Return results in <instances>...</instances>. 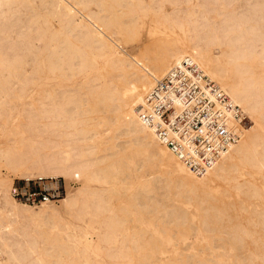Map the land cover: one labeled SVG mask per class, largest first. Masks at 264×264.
Instances as JSON below:
<instances>
[{"label":"bare ground","instance_id":"bare-ground-1","mask_svg":"<svg viewBox=\"0 0 264 264\" xmlns=\"http://www.w3.org/2000/svg\"><path fill=\"white\" fill-rule=\"evenodd\" d=\"M156 32L166 39L145 44ZM135 39L141 47L131 52L127 44ZM185 56L250 120L201 175L137 116L144 94ZM94 116L102 119L87 128L85 119ZM115 126L125 128L128 148L112 143L101 154L90 141L101 127ZM1 137L0 264H125L133 252L163 254L168 231L180 233L188 217L180 205L155 199L149 173L169 182L177 197H196L197 185L218 178L248 186L231 174L242 168L264 174V0H0ZM10 173L80 185L57 200L59 207L32 206L11 196ZM71 217L79 223L63 222ZM128 217L139 230L126 233ZM57 229L72 255L64 263L40 248L58 242Z\"/></svg>","mask_w":264,"mask_h":264},{"label":"rangeland","instance_id":"rangeland-1","mask_svg":"<svg viewBox=\"0 0 264 264\" xmlns=\"http://www.w3.org/2000/svg\"><path fill=\"white\" fill-rule=\"evenodd\" d=\"M165 33L171 35L168 37L169 39L176 37V33L170 30L166 29ZM159 34V32L153 33L150 39L147 38L144 41L145 44H150L151 40L156 38L166 39V36ZM131 41L127 44L128 50L137 52L141 47V40ZM101 119V117L91 120L86 118L84 122L87 128H92V125ZM100 131V134L93 135L90 142L99 143L98 150L102 152L101 154L110 153L107 148L112 143L117 146L118 150H127V143L130 139L125 135L124 127L115 126L111 130L101 127ZM3 140L1 137L0 141ZM161 168L165 169L166 167L162 166ZM0 172L5 173L2 169ZM146 174H148L147 170ZM231 174H235L236 179L247 181L250 184L237 188L236 183L229 186V180L227 182L218 178L205 185H194L197 187L196 189L193 187L195 189H193L194 194L196 195L198 192L196 197L188 196L185 193L177 197L179 192L173 187H169V182L159 179L158 175L149 173L148 178L151 185L157 188L155 199L164 200L167 205H180L186 213L188 221L178 229L180 233L174 232L175 229L168 231L167 239L163 243V254H160V252L152 253L150 250L143 253L133 252L129 254L130 261H124L123 263L165 264L178 258L181 264H264V174L259 173L250 176L247 175L245 168L238 170V173ZM9 178L11 180L19 179L17 175L12 173L9 174ZM57 178L63 183L64 187V192L58 200L67 191L80 185V182L76 179ZM209 185L211 186L209 187ZM212 185H214V189ZM206 191H210L211 196H214L213 198L218 197L221 199H208L204 195ZM112 202L119 209L116 199ZM51 204L56 205V207L60 206L58 201H53ZM117 215L120 217V213H117ZM84 218L88 221L87 216ZM67 221L73 224L79 223L74 217L63 222ZM134 227H136V230L140 229L139 224L131 220L130 217L126 218L124 224V228L127 229L126 233ZM53 231L55 235L61 233V236L57 238L58 242L41 243L40 248L48 250L55 261L67 262L72 255L67 251L65 235L59 229ZM166 235H164L165 238ZM145 256L151 257V260H142L141 258ZM93 261L94 259H89L87 264H92Z\"/></svg>","mask_w":264,"mask_h":264},{"label":"built area","instance_id":"built-area-1","mask_svg":"<svg viewBox=\"0 0 264 264\" xmlns=\"http://www.w3.org/2000/svg\"><path fill=\"white\" fill-rule=\"evenodd\" d=\"M140 122L194 175L209 170L240 138L250 120L203 70L185 56L144 94ZM11 196L32 206L57 201L59 178L13 179Z\"/></svg>","mask_w":264,"mask_h":264}]
</instances>
